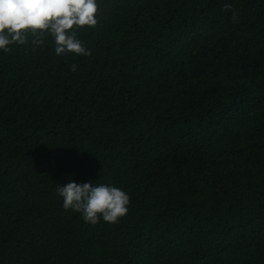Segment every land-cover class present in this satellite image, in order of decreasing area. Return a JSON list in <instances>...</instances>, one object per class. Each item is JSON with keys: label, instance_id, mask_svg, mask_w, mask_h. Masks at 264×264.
Wrapping results in <instances>:
<instances>
[{"label": "trees", "instance_id": "trees-1", "mask_svg": "<svg viewBox=\"0 0 264 264\" xmlns=\"http://www.w3.org/2000/svg\"><path fill=\"white\" fill-rule=\"evenodd\" d=\"M97 2L89 56L0 50V264H264V0ZM70 180L128 214L86 223Z\"/></svg>", "mask_w": 264, "mask_h": 264}, {"label": "clouds", "instance_id": "clouds-1", "mask_svg": "<svg viewBox=\"0 0 264 264\" xmlns=\"http://www.w3.org/2000/svg\"><path fill=\"white\" fill-rule=\"evenodd\" d=\"M222 11L231 12L233 23L237 22L232 5L224 4ZM99 13L97 0H0V50L10 52L13 45H30L35 50L51 38L57 56H89L91 52L78 33L85 26L95 28ZM76 69L72 64L71 70ZM56 195L63 199L65 210L80 213L92 225L101 219L117 223L128 214L131 203V197L121 188L94 186L91 181L57 184Z\"/></svg>", "mask_w": 264, "mask_h": 264}]
</instances>
